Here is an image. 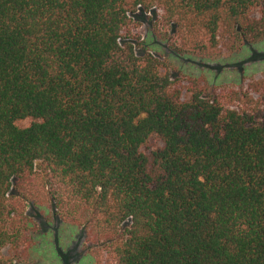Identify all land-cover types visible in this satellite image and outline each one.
Segmentation results:
<instances>
[{"label":"trees","instance_id":"trees-1","mask_svg":"<svg viewBox=\"0 0 264 264\" xmlns=\"http://www.w3.org/2000/svg\"><path fill=\"white\" fill-rule=\"evenodd\" d=\"M139 8L180 56L264 41V0H0V263L35 207L93 264H264V79L173 80L135 52Z\"/></svg>","mask_w":264,"mask_h":264},{"label":"rangeland","instance_id":"rangeland-1","mask_svg":"<svg viewBox=\"0 0 264 264\" xmlns=\"http://www.w3.org/2000/svg\"><path fill=\"white\" fill-rule=\"evenodd\" d=\"M131 18L129 37L137 56L151 54L168 62L173 80L204 77L213 93L232 94L244 91L253 80L264 79V41L218 60L180 56L155 34L162 21L160 9H139ZM27 215L33 228L28 255L16 258V254L5 251L0 264H93L86 251L88 237L84 230L65 224L47 208L29 207Z\"/></svg>","mask_w":264,"mask_h":264},{"label":"built area","instance_id":"built-area-1","mask_svg":"<svg viewBox=\"0 0 264 264\" xmlns=\"http://www.w3.org/2000/svg\"><path fill=\"white\" fill-rule=\"evenodd\" d=\"M140 9V8H139Z\"/></svg>","mask_w":264,"mask_h":264}]
</instances>
